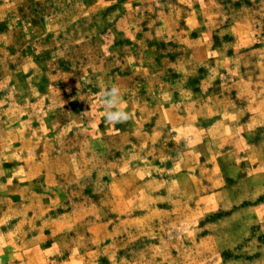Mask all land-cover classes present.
<instances>
[{
  "label": "rangeland",
  "instance_id": "374dc122",
  "mask_svg": "<svg viewBox=\"0 0 264 264\" xmlns=\"http://www.w3.org/2000/svg\"><path fill=\"white\" fill-rule=\"evenodd\" d=\"M30 191L16 262L264 264V0H0V209Z\"/></svg>",
  "mask_w": 264,
  "mask_h": 264
},
{
  "label": "crops",
  "instance_id": "0c3cea01",
  "mask_svg": "<svg viewBox=\"0 0 264 264\" xmlns=\"http://www.w3.org/2000/svg\"><path fill=\"white\" fill-rule=\"evenodd\" d=\"M17 184H15L14 186H16ZM19 186V185H18ZM22 188H27V185H22L20 186ZM30 200L35 201L36 203L39 201H41V204L44 205L43 202V198L40 197V194L36 193V192H32L30 191L29 194H26V197H24V200L22 201V203L16 205V204H11L8 207H3L2 209H0V211H19L21 208L26 207L27 208V212L24 216V220H20L19 219V214L14 215L13 217H9V219H7L9 222H7L9 224V227L4 228V224L3 227H1L0 225V249H5V251L3 252L6 255V260H3L2 264H36V262H38V259H36V257H22L21 262H16L15 258L13 257H9L7 255V253L13 254L16 250H18V248H20L19 243H25L26 245L24 247H21L22 249L26 248L28 249V254L29 253H35V256L37 255V249H39L40 247L43 246L42 243H39V240L41 239L42 236L48 235L44 229H42L39 225L35 228H39L34 232H30L27 231V233L24 234V236H21V233L19 232V222L24 223L22 221H31L33 218H35V214H37L36 209H32L30 207L31 202ZM32 211V212H30ZM0 217H1V213H0ZM28 220H25L27 219ZM14 222L12 223V225L10 224V220H13ZM24 231V230H22ZM30 232V233H29ZM21 237V238H20ZM46 246H43L42 248H45ZM11 248H15V249H11ZM41 249V248H40ZM28 256V255H26Z\"/></svg>",
  "mask_w": 264,
  "mask_h": 264
},
{
  "label": "clouds",
  "instance_id": "9594fccd",
  "mask_svg": "<svg viewBox=\"0 0 264 264\" xmlns=\"http://www.w3.org/2000/svg\"><path fill=\"white\" fill-rule=\"evenodd\" d=\"M102 102L105 108V120L107 123H126L131 118L130 113L120 106L122 101L120 89L117 86H112L109 90L102 92Z\"/></svg>",
  "mask_w": 264,
  "mask_h": 264
}]
</instances>
